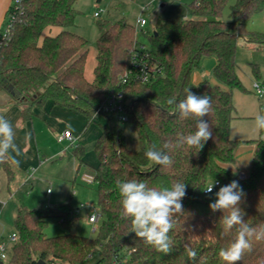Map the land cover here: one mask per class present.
Returning a JSON list of instances; mask_svg holds the SVG:
<instances>
[{"label":"trees","instance_id":"1","mask_svg":"<svg viewBox=\"0 0 264 264\" xmlns=\"http://www.w3.org/2000/svg\"><path fill=\"white\" fill-rule=\"evenodd\" d=\"M77 1L15 0L8 11L10 37L0 46V92L32 96L22 109L23 123L32 120L35 109L52 102L83 114L87 128L97 120L96 109L123 94L128 122L138 134L140 149L126 147L117 114L102 115L107 123L100 124L101 134L94 144L98 159L94 182L104 217L97 238L72 233L76 210L69 204L33 210L20 206L15 219L19 240L12 247L9 264H88L95 256V264H227L218 253L233 241L235 229L224 233L222 213L211 211L209 204L214 200L204 189L218 182L219 190L234 180L228 169L235 165L238 145L230 132L235 111L233 91L246 92L237 72V42L244 38L262 43L260 49L264 51V41L259 42L264 36L247 30L248 22L264 13V0H235L227 20L224 13L231 0H196L191 20L164 19L152 32L138 30L124 19L113 24L100 21L93 82L85 76L89 42L71 31L78 16ZM51 28L60 31L45 35ZM139 45L151 53L150 65L161 73L148 83L123 84ZM208 57L216 59L213 72L218 84L208 80L194 84L193 69L200 68ZM253 73L260 77L258 65H253ZM188 88L196 95L211 97V109L203 119L210 124L212 137L197 153L186 146L175 147L178 133L187 135L195 130L194 121L181 119L174 114L175 104L167 102L173 97L183 98ZM255 143L250 172L245 180L238 181L245 194L239 207L251 227L264 225V140ZM166 144L169 147L165 148ZM152 146L165 152L171 164L149 160L145 153ZM74 155L79 169L85 166L82 146L74 149ZM0 166L12 174L9 158L0 161ZM133 179L156 188L170 187L177 181L186 184L184 211L176 214L175 226L169 232V253L137 238L131 233L130 221L120 216L116 181ZM51 219L60 220L67 233L48 237ZM250 245L235 264H264V239L252 238ZM189 251L196 253L194 258Z\"/></svg>","mask_w":264,"mask_h":264},{"label":"rangeland","instance_id":"2","mask_svg":"<svg viewBox=\"0 0 264 264\" xmlns=\"http://www.w3.org/2000/svg\"><path fill=\"white\" fill-rule=\"evenodd\" d=\"M195 2L196 0H78L75 4L78 12L76 25L71 28V31L85 37L89 42L85 67L86 79L93 82L95 78L97 40L101 35L97 27L98 22L108 21L113 24L124 19L136 26L138 18H143L147 21L144 31L152 32L156 25L164 19L175 22L191 20L193 18L192 4ZM234 3L235 0L229 2L224 13L225 20L228 19L230 6ZM96 13H100L99 18L95 16ZM8 22L9 15H7L2 31L6 29ZM247 30L264 36V13L255 15L248 22ZM59 31L58 28H51L45 32V35H56ZM262 41L264 39L259 42ZM262 46V43L247 42L244 38H240L237 42V72L246 92L233 91L235 111L230 132L232 139L238 141L237 159H245L249 166L256 148L255 141L264 140V134L255 128L256 116L264 114V96L259 97L254 88L256 83L264 84V51L260 49ZM214 63V58H204L200 68L193 69L192 81L201 75L204 80L218 84L213 72ZM253 65H258L260 68L259 78L253 73ZM12 97L19 102L16 107H20L21 110L32 99L31 95L18 91H13ZM13 105H6L12 108H9L10 112L4 114H2V108L6 106H0V115L6 117L8 114L7 119L10 120V115L16 109ZM54 107L56 108L53 110L50 107H47V110L37 109L38 113L32 118L31 123L25 126L19 124L17 129L21 131H16L15 143L18 151H15L13 173L10 174L0 166V242H9L11 235L16 233L15 219L20 206L33 210L69 204L72 209L77 210L83 204L86 207L76 215L72 233L92 239L98 236L101 223L95 225L97 231L94 232L93 225H90L87 220L91 210L101 215V222L104 219L99 208L98 186L94 182V168L98 165L94 144L100 135V124H106L107 120L103 116H98L97 120L87 128L85 116L80 112L72 108ZM71 115L77 118H71ZM78 118L82 121V127L78 133L80 142L74 146L69 143H60L58 136L72 125H76L75 119ZM121 127L126 147L129 150L138 151L140 140L133 125L126 122L122 123ZM24 128H27L29 132L22 130ZM78 144L86 152L84 159L86 166L80 169L79 162L74 155V149ZM31 147L34 149L33 152H30ZM33 157H36V167L29 165L25 168L26 160L31 161ZM228 169L232 178L239 181L240 175L244 172L243 167L239 164L236 169L234 165H231ZM88 178L92 181L88 182ZM49 189L51 193L47 194ZM215 192L210 195L213 200H215ZM66 233L60 220L51 219L49 221L46 229L48 237ZM97 260L98 256H95L88 261V264H95ZM1 262L9 264L10 257Z\"/></svg>","mask_w":264,"mask_h":264},{"label":"clouds","instance_id":"3","mask_svg":"<svg viewBox=\"0 0 264 264\" xmlns=\"http://www.w3.org/2000/svg\"><path fill=\"white\" fill-rule=\"evenodd\" d=\"M183 98L173 97L167 102L175 104V113L181 119L194 121V131L184 135L177 134L175 147L186 146L199 152L205 142L212 137L210 124L203 119L211 109V97L196 95L189 88L184 90ZM255 128L264 130V114L255 118ZM16 131L10 120L0 115V161L9 158L11 152L18 151L15 143ZM169 145H165V148ZM146 157L158 165H170V157L155 146L150 147ZM214 184L204 189L206 193L213 192ZM116 189L120 197L122 219L129 220L131 233L144 241L145 244L155 247L158 251L169 253L171 240L169 232L175 226L174 217L183 212L182 199L186 195V184L174 182L170 187H149L147 183L137 180H117ZM51 191V189H49ZM242 187L237 180L221 186L215 192V200L209 204L213 213H222L220 223L224 233L235 229V237L227 248L220 249L219 257L227 264H235L250 248V240L264 239V225L251 227L245 222L243 210L239 207L244 197ZM190 257H195L194 251H189Z\"/></svg>","mask_w":264,"mask_h":264},{"label":"built area","instance_id":"4","mask_svg":"<svg viewBox=\"0 0 264 264\" xmlns=\"http://www.w3.org/2000/svg\"><path fill=\"white\" fill-rule=\"evenodd\" d=\"M15 2V1H14ZM95 16L97 18L100 17V13H96ZM147 25V21L143 18H138L136 22V27L138 30L144 31V28ZM10 30H11V24L8 22V25L6 26V29L4 31L0 32V46L3 45V43L6 42V40L10 37ZM138 50L133 53L132 56V64L131 69L123 76L122 83L128 84L131 82H142V83H148L156 78L157 74H160L161 71L157 70L154 66L150 65L151 61V53L147 51L146 47L144 45H139ZM255 91L258 94L259 97L264 96V84H258L256 83L254 85ZM105 114H117L118 119L121 123L128 122V116L126 114V107L124 103V95L120 94L115 100H113L108 105L96 109L95 116H102ZM58 140L60 143L68 142L70 145H74V143L77 141L74 135L70 131H65L62 135L58 136ZM248 176V173L243 172L239 180H245ZM88 182H91L92 179H87ZM219 186V183H214L213 192L214 193ZM50 191H48L49 193ZM207 193V194H212ZM85 205H81L79 209L76 210V215L81 212L83 208H85ZM93 207V206H92ZM101 215H98L95 210H91V213L88 215L87 222L90 225H93V231H97V227L95 225L101 223ZM99 229V228H98ZM19 235L17 233H14L11 235L9 242H0V261L7 260L10 257V253L12 250V247L18 242ZM117 264V262H114Z\"/></svg>","mask_w":264,"mask_h":264},{"label":"crops","instance_id":"5","mask_svg":"<svg viewBox=\"0 0 264 264\" xmlns=\"http://www.w3.org/2000/svg\"><path fill=\"white\" fill-rule=\"evenodd\" d=\"M14 1L15 0H0V32L2 31V29H3V27H4V25H5V23H6V20H7V15H8V11H9V9H10V7L13 5V3H14ZM215 59V58H214ZM215 64H216V59H215V63H214V66H215ZM204 80V78H202V76L201 75H199V76H197L196 77V80H193V83L194 84H199L200 82H202ZM14 104V103H13ZM53 103L52 102H49L43 109H46L47 110V107H50V108H52V110H53V108H56V107H54V104H53V107H51V105H52ZM14 107L13 108H16L15 109V111H13V114L12 115H10V121L13 123V125H14V129H15V131H21L20 129H17V127L19 126V124L20 125H27V124H29V123H31V121H29V122H26V123H23L22 121H21V112H22V110L20 109V107H16L17 105H13ZM9 108H12V107H3L2 108V110H3V112H2V114H4V113H8V112H10L9 111ZM23 109V108H22ZM35 113H36V115H37V113H38V110L37 109H35ZM8 117V114H7V116L5 117V118H7ZM71 118H77L76 116H73V115H71ZM75 121H77V124L75 125H72L71 126V128H69V129H66L65 131H70L73 135H74V137L76 138V142L74 143V145L76 144V143H78V142H80V138H79V136H78V133H79V131H80V129H81V127H82V121L78 118V119H75ZM85 121H86V124H87V119H86V117H85ZM83 123H84V121H83ZM22 130H26L27 132H29V130L27 129V128H24V129H22ZM64 131V132H65ZM100 134H101V130H100ZM60 136V135H59ZM100 136V135H99ZM99 136H98V138H99ZM97 138V139H98ZM29 141L31 142V139H30V136H29ZM63 143H68V142H63ZM74 145H71V146H74ZM78 146H80L79 144H78ZM77 146V147H78ZM256 147V146H255ZM256 149V148H255ZM34 151V149L31 147L30 148V152H33ZM254 152H255V150H254ZM236 152H235V158H236V162H235V165H234V167L237 169L238 168V166H239V164L243 167V169H244V172L245 173H249L250 172V167H251V164H250V166L249 165H247L246 164V161H245V159H237V157H236ZM86 156V155H85ZM253 156H254V153H253V155H252V160H253ZM9 159L11 160V162L13 163V166H12V169L14 168V164H15V159H16V155H15V152H14V154H12V152L10 153V155H9ZM84 159H85V157H84ZM83 159V160H84ZM37 161H36V157H33V160H26V162H25V168H28L29 167V165L30 166H34V167H36V165L35 164H37L36 163ZM84 162H85V160H84ZM251 163H252V161H251ZM85 166H86V162H85ZM98 166V165H97ZM96 168V167H95ZM34 171H36V170H34ZM12 173H13V171H12ZM49 191V190H48ZM48 191H47V194H50L51 193V191L48 193ZM1 262V261H0ZM2 263V262H1Z\"/></svg>","mask_w":264,"mask_h":264},{"label":"water","instance_id":"6","mask_svg":"<svg viewBox=\"0 0 264 264\" xmlns=\"http://www.w3.org/2000/svg\"><path fill=\"white\" fill-rule=\"evenodd\" d=\"M13 91L6 92L1 91L0 92V106H6L8 104H13L14 100L12 99ZM0 264H2L0 262Z\"/></svg>","mask_w":264,"mask_h":264}]
</instances>
